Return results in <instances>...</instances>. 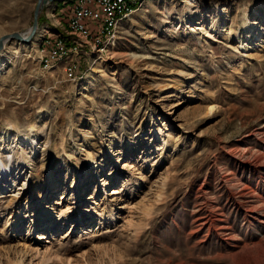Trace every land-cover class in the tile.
<instances>
[{
    "label": "rangeland",
    "instance_id": "obj_1",
    "mask_svg": "<svg viewBox=\"0 0 264 264\" xmlns=\"http://www.w3.org/2000/svg\"><path fill=\"white\" fill-rule=\"evenodd\" d=\"M68 2L0 52V264H264V0H144L98 46Z\"/></svg>",
    "mask_w": 264,
    "mask_h": 264
},
{
    "label": "built area",
    "instance_id": "obj_2",
    "mask_svg": "<svg viewBox=\"0 0 264 264\" xmlns=\"http://www.w3.org/2000/svg\"><path fill=\"white\" fill-rule=\"evenodd\" d=\"M127 14V11L122 10L121 5L117 0H108V8L100 9V0H74L72 5L66 6L61 12L63 19L70 25H76V33H71L69 39H80L79 28H86V31L92 32L99 40V35L103 34L105 30V20L110 15ZM46 52H53V59L56 55L63 52L58 46H55V42L52 40L48 42ZM48 61L47 63H49ZM80 58L75 57V65L67 66L65 73L69 78H74L79 69Z\"/></svg>",
    "mask_w": 264,
    "mask_h": 264
},
{
    "label": "bare ground",
    "instance_id": "obj_3",
    "mask_svg": "<svg viewBox=\"0 0 264 264\" xmlns=\"http://www.w3.org/2000/svg\"><path fill=\"white\" fill-rule=\"evenodd\" d=\"M73 1L74 0H69L68 4H66V5L67 6L72 5ZM143 1L144 0H117V2L121 5L122 10L127 11L126 16H125V14L110 15L109 18H107V20H105V28H109V30H105V32L103 34H100L99 40H97L96 37L94 38V35L91 32L86 31V28H79L80 37L84 38L86 40V42L93 43L97 46L100 45L103 42V40L109 41L112 38V35L115 33V30H116L118 24L123 19L127 18L130 14H132L133 11H135L137 9L136 7L140 6ZM107 8H108V0H100V9H107ZM66 28H67V32L65 33V35H67L68 33H70V34L76 33V25H70L67 23ZM65 35H60L59 38L57 39V42L54 41L55 46H58L59 49L63 50V51L68 50V49H66V48H68V46L66 43H64V39H63V37H65ZM254 36H256L255 33H254ZM95 45L93 47L94 49H95ZM65 53L66 52H63L60 55H64ZM3 61L4 60H0V67L4 65ZM67 264H69V262Z\"/></svg>",
    "mask_w": 264,
    "mask_h": 264
},
{
    "label": "water",
    "instance_id": "obj_4",
    "mask_svg": "<svg viewBox=\"0 0 264 264\" xmlns=\"http://www.w3.org/2000/svg\"><path fill=\"white\" fill-rule=\"evenodd\" d=\"M47 2L48 0H37L34 13H33L32 25L30 29L28 30V32L26 33V36H24V34L21 35L19 33H11V34H7V35L0 37V52L3 50L4 44L7 43L8 41L15 40L25 45L30 44V42L32 41L33 37L35 36L38 30V17L40 14V10Z\"/></svg>",
    "mask_w": 264,
    "mask_h": 264
},
{
    "label": "crops",
    "instance_id": "obj_5",
    "mask_svg": "<svg viewBox=\"0 0 264 264\" xmlns=\"http://www.w3.org/2000/svg\"><path fill=\"white\" fill-rule=\"evenodd\" d=\"M66 3H67V1H66ZM65 7H63L62 9H61V11H63V9H64ZM60 10H59V13L61 12ZM59 15V14H58ZM58 25H61V23L60 22H58ZM65 25V24H64ZM51 27H53V28H51L52 29V31H50L47 27H46V33H44V35L43 36H46V35H48L49 37H47L46 36V38L45 39H50V40H52L53 41V39H55L56 38V36L58 35V33H57V35H55V33L57 32V29L58 28H56L54 25H51ZM48 29V30H47ZM63 30H64V26H63ZM92 33V32H91ZM93 34V33H92ZM50 36H53L52 37V39H51V37ZM94 37H96L95 35H94Z\"/></svg>",
    "mask_w": 264,
    "mask_h": 264
}]
</instances>
